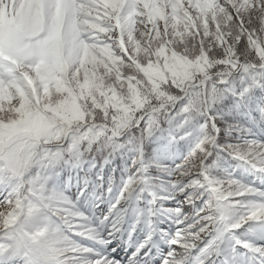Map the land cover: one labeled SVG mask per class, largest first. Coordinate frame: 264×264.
I'll use <instances>...</instances> for the list:
<instances>
[{"label":"snow or ice","instance_id":"6c2138e0","mask_svg":"<svg viewBox=\"0 0 264 264\" xmlns=\"http://www.w3.org/2000/svg\"><path fill=\"white\" fill-rule=\"evenodd\" d=\"M0 264H264V0H0Z\"/></svg>","mask_w":264,"mask_h":264},{"label":"trees","instance_id":"16d2710c","mask_svg":"<svg viewBox=\"0 0 264 264\" xmlns=\"http://www.w3.org/2000/svg\"><path fill=\"white\" fill-rule=\"evenodd\" d=\"M159 145H160V143H157V144H154V145L152 146V149H153V152H154V153H155L156 151L159 150ZM130 158L133 159V163H134V157H130ZM126 167H129V168H130V166L127 165V164H126Z\"/></svg>","mask_w":264,"mask_h":264},{"label":"rangeland","instance_id":"374dc122","mask_svg":"<svg viewBox=\"0 0 264 264\" xmlns=\"http://www.w3.org/2000/svg\"><path fill=\"white\" fill-rule=\"evenodd\" d=\"M166 149L167 147L163 148L159 153H163Z\"/></svg>","mask_w":264,"mask_h":264}]
</instances>
